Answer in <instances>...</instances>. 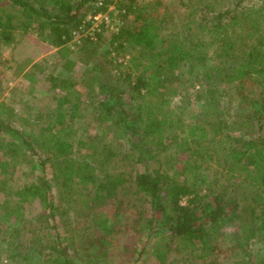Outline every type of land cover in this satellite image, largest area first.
I'll return each mask as SVG.
<instances>
[{"label": "trees", "instance_id": "obj_1", "mask_svg": "<svg viewBox=\"0 0 264 264\" xmlns=\"http://www.w3.org/2000/svg\"><path fill=\"white\" fill-rule=\"evenodd\" d=\"M6 1L12 12L0 7L3 42L8 43L12 30L19 27L34 30L46 44L60 46L74 37V32L80 33L82 6L98 0L59 3L57 10L38 6L35 0ZM181 1L189 12L167 38L159 35L153 20L142 13L136 16L139 25L120 27L110 44L119 49L125 44L137 47L140 55H151V63L135 78L126 73L117 84L102 82L98 86L99 117L113 119L123 130L127 141L123 159L141 168L130 181L136 202L118 195V178L110 163L116 153L105 146L92 155L91 162L74 165L67 163L73 160L74 145L54 138L48 144L56 162L51 178L58 180L61 173L68 172L72 182L89 189L83 206L69 210L77 217L88 215L96 227L103 218L95 211L107 204L114 206L115 219L103 221V235L120 232L121 216L132 218L127 232L139 236L130 247L129 264H144V255L149 252L159 264H182L176 256L183 254L213 264L208 260L216 245L212 231L220 225L234 226L247 236V264H264V0H228L226 7L195 0L197 7L193 9L191 0ZM111 2L101 0L91 13L106 10ZM121 35H125L122 41L118 40ZM180 68L207 79L206 90L196 93V110L191 117L203 115L212 131L208 138L185 136L180 115L173 117L167 112L170 96L177 93L183 97L181 90H166L173 81L169 73ZM222 85H227V90ZM65 91L56 101L58 123H63L66 114L62 109L70 102ZM232 127L240 130L239 135L232 134ZM0 129L16 134L25 149L38 155L41 166L32 181L9 192L16 206L13 213L17 214L16 208L22 204L37 201L43 213L54 220L62 194L47 175L49 158H42L36 150L44 145L5 122L0 121ZM207 141L210 146L201 145ZM165 154L172 161L170 167H165ZM59 237L57 232L47 264H100L103 250L98 246L86 243L80 247L74 242L83 255L78 263L69 253L74 243L63 245ZM96 239L103 244L104 236ZM38 242V235H33L31 251L37 250Z\"/></svg>", "mask_w": 264, "mask_h": 264}, {"label": "rangeland", "instance_id": "obj_2", "mask_svg": "<svg viewBox=\"0 0 264 264\" xmlns=\"http://www.w3.org/2000/svg\"><path fill=\"white\" fill-rule=\"evenodd\" d=\"M206 1L212 7H226L228 4V0ZM65 2L73 4L78 0H35L36 5L53 10H57L59 3ZM100 2L88 1L82 6L80 12L83 14V22L78 28L80 33L74 32V37L63 45L46 44L34 30L23 31L19 27L12 30L8 43L0 37V121L20 131L28 139H35L39 145H44L36 150L42 158H49L46 163L47 175L59 195L62 194L57 200L54 220L43 213L37 201L24 203L16 208L17 214L13 213L16 206H13V197L8 195L9 192L32 181L41 166L38 155L25 149L16 134L0 129V264H47L55 248L53 238L57 232L63 245L75 242L80 247L86 243L98 246L103 250L100 251V264H129L130 247L135 246L139 236L127 232L126 228L130 226L128 221L132 218L125 220L121 216L120 232L103 235V221L110 223L115 219L112 204L95 211L103 218L101 223L97 222V227L88 215L77 217L70 211V207L83 206L84 195L89 189L83 188L81 183L72 182L73 177L68 172L66 175L61 173L58 180L51 178L52 166L56 162L48 144L56 137L72 143L73 160H67V163L74 165H81L84 160L91 162L92 155L100 152L102 146L113 151L116 154L110 163L117 174L118 195L125 201L136 202L135 187L131 186L130 181L135 171L141 168L123 159L127 150L123 130L113 119L104 115L99 117L97 111L101 91L98 86L102 82L117 84L126 73L135 78L143 67L150 65L151 55H140L139 49L129 44L119 49L111 45L110 40L120 32L122 25H139L140 21L136 18L138 13L153 20L155 31L167 38L181 24L190 8L181 0H112L106 10L92 18L94 14L91 10L99 6ZM191 2V9L196 8L195 0ZM8 4V1L0 0V7L12 12ZM122 14L127 16L123 18ZM124 37L121 35L118 40L122 41ZM185 71L180 68L169 73L170 81H173L166 90H181L183 97L177 93L170 96L167 112L173 117L175 114L180 115L181 129L185 136L205 139L212 134L210 126L203 120V115L192 118L191 114L196 110V93L202 88L206 90L207 79L203 75H196L195 71ZM220 87L227 90V85ZM65 90H68L70 102L62 109L66 114L63 123H58L55 121L56 101L66 93ZM183 110L185 112L182 114ZM231 130L233 135H239L240 130L235 131V127ZM201 145L207 147L211 143L207 141ZM162 159L167 162L165 167L171 166L168 154ZM212 232L216 245L209 261L213 264H247V236L241 230L230 225H220ZM33 235H38L39 251L38 248L31 251L32 245L29 242ZM98 236H104L103 244L96 239ZM75 243L69 253L80 263L78 260L83 255L78 252ZM144 257V264H159L151 252ZM176 257L182 264H205L187 258L185 254Z\"/></svg>", "mask_w": 264, "mask_h": 264}, {"label": "built area", "instance_id": "obj_3", "mask_svg": "<svg viewBox=\"0 0 264 264\" xmlns=\"http://www.w3.org/2000/svg\"><path fill=\"white\" fill-rule=\"evenodd\" d=\"M100 4H101V2H100ZM101 12V11H100ZM97 13H99V12H97ZM97 13H95L93 16H92V18H96L97 17Z\"/></svg>", "mask_w": 264, "mask_h": 264}]
</instances>
